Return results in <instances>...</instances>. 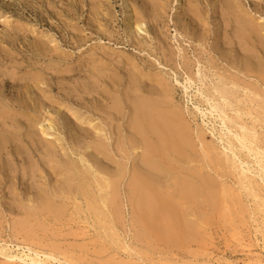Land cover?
<instances>
[{
	"label": "rangeland",
	"instance_id": "obj_1",
	"mask_svg": "<svg viewBox=\"0 0 264 264\" xmlns=\"http://www.w3.org/2000/svg\"><path fill=\"white\" fill-rule=\"evenodd\" d=\"M187 1L180 0L179 4L177 0H153L152 2L149 0H0V134L7 127L12 129L19 126L22 129L23 142L27 143L28 147L24 155H18L15 152V144L13 143L7 149L0 151V211L2 213L0 216L3 223L0 227V250L5 247L4 250L12 254L29 253L27 244L23 243L25 239L23 235L14 231L18 229V225L15 226L18 223H16V216H18L17 218L23 217L21 214L23 211L20 207L25 202L29 204L27 196L29 197L28 194L31 195L33 192L30 188L35 179H32L29 174L24 175V169L30 162L28 157L44 172L45 177L49 175L48 180L50 179V182H48L52 186L58 177L59 179H61L60 176L65 178L67 174L63 172L62 175H54L49 172V169L52 165L53 167L54 165L62 166L61 163L67 165L64 164L67 163L65 160L70 157L66 158L65 155H70L71 151L76 152L73 158L77 157L75 159L79 161L81 155L86 160H93L91 147L94 146L95 131H93L89 121L99 123L107 136L103 138V143L106 145L109 143L110 151H116V141L119 138H117L118 128L121 127L122 134L127 131L125 129L126 119L115 118L108 124L104 123L94 110L98 102L101 101L98 92L101 88H98L99 90L92 88L88 92L83 89L84 83L86 84L89 81L88 77L92 79L94 74L97 76L96 72L100 68L99 65L105 62L115 68L117 75L121 78L122 82L118 87V92L121 95L135 88L130 83L128 58L132 60L133 64L135 63L134 66L136 65L138 71L143 74L142 81L147 87L146 90L153 88V86L156 87L157 83L156 85L154 83L157 80L166 81L173 91V95H171L172 103L184 112L193 129L195 140L198 139L199 135H203V142L212 145L223 158L225 156L234 157L230 151L228 140H232L237 145L236 149L241 150L234 134L241 123H247L250 128H255L258 139L256 145L260 149H264V83L256 76H249L244 72V63L241 60L244 54L243 46L234 36V30L238 24L224 14L225 2L228 0H196L201 15L199 20H196V17L195 19L191 17L192 14L188 12L190 8L188 7L189 1ZM235 1H238L240 5L242 4V9L244 8L243 10L248 12V15H252L251 17H254L258 22L260 21L259 23H262V26L264 25V0ZM135 15L145 18L143 27L147 29L146 33H135L131 27H128L129 22L134 21ZM197 17L199 18V16ZM231 77L239 78L238 81L240 80L241 87L237 86L232 91V96L228 95L229 97H226V101L229 103L227 105L220 90H224V86H229L230 89L232 84H230V80H226ZM155 78L157 80L154 82ZM245 83H250L248 86L253 87L254 91L255 89L257 92L259 91V94L254 96L250 92L252 88L246 85L248 91L246 87H243ZM25 87L30 88L31 94H24ZM99 87H102V85ZM29 96L32 99L31 101L30 98L26 99ZM252 98L253 102H251ZM213 103L219 104L221 109L227 111L230 117H238L236 111L239 109H245L248 113L244 110L241 118L238 119L237 123L239 125L235 126L234 123L228 121L226 126L221 120L219 112H214V108H211ZM92 105H95L94 109ZM248 109H251L252 115L249 114ZM32 115L38 117L41 121L44 118L45 120H49V118L55 120L59 135L51 130L47 136L41 133V129L37 134L38 139L45 138V143L51 141L59 148L56 155L58 159L55 156L53 157V154H48V150L45 149L44 145L32 146L27 139L25 117ZM256 115L260 116L258 117L259 121L256 120ZM42 124L40 123L38 127H41ZM228 126L229 129L234 126L231 133ZM80 127H84L85 131L83 133L78 130ZM78 131L81 134L79 139L76 137ZM56 135L61 139L63 138L61 143L55 140ZM203 142L197 140L198 150L202 148ZM141 150L139 149L138 153H141ZM247 153L246 150L238 152L237 159L240 158L248 162L245 164L246 166L242 164V167L244 169L251 168L252 171H249L250 173L248 172L247 175L260 182V191L262 192H260V195L264 199V187H262L264 183L256 173L255 157L253 155L249 156ZM138 155L141 156V154ZM135 157L137 158V156ZM51 159L54 161L52 162ZM100 159L101 161L104 159L102 163L106 164L105 166L111 167L107 159ZM240 159L239 162H241ZM130 164L129 166H131ZM190 165L191 163L188 166L192 167ZM194 165L193 163V167ZM236 170L239 169H234L232 171L234 175L227 181L233 188H238L237 176L239 171L236 172ZM10 171L12 172L10 173ZM13 171H15V175ZM124 182H127V180ZM27 187L30 189L28 194ZM15 193V199L17 197V201H22L19 204L16 200L12 204L14 198H11ZM247 201L245 200L246 204L249 203L248 207H250L248 213L245 211L243 214L241 213V216H239L240 214L239 217L235 216V219L232 217L228 220L223 219L220 222L215 221L219 223H217V226H215L216 223L211 226L209 230L211 232L208 234L209 238L207 235L205 239L208 241L204 243V245L206 244L205 250L201 249L202 255L198 257L199 263L196 264H264V204L261 208L262 211H260L261 209L255 211L254 201L251 202L248 199ZM124 208V225L121 222V226L118 227L120 232L123 233L125 229V233H127H124L127 235L126 241L133 243V232L135 233L138 224L136 225L135 217L131 218L134 215L130 214L131 209L128 203ZM65 217L69 219L68 215ZM64 220L59 224L58 229L64 226L67 227H64L63 230L59 229L60 232L54 229L57 235L65 231L63 233L64 237L63 235H61L62 238L55 237L58 242L63 241L61 242L63 245L58 243L59 246L58 244H55V246L67 249L70 244L73 245L71 242L75 243L74 247L78 246L79 248V245L81 247L83 245L85 249H89L88 251L86 249L87 252L84 250L82 254L79 253L81 250L75 247L77 249L75 250L81 255L74 254L76 252L72 250L74 248L71 249L73 253L67 252L71 247L68 250L65 249L66 251H63V253H72L71 256L74 254L84 259L72 258L74 261L79 258L76 261L77 263L82 261L81 264H98L101 261L102 264L104 260L97 258L103 259V255H96V253L100 251V247H102L103 253V247L105 248L108 242H106V246H102L103 242L101 240L100 247H96L99 242L96 240H98L97 238L100 239L98 233L100 231H96L97 228L95 227L92 228L91 220H89L91 224L84 222V220L82 222V219L79 221L77 219L78 222L74 221V223L70 220L66 222ZM132 220L134 221L132 222ZM68 221L71 224H68ZM44 223L47 225L45 220ZM49 223L51 224V220ZM52 224L54 227L57 225ZM52 224L48 227L49 229H46L48 231L45 230V234H41V232L44 231L42 229L46 226L39 230L41 231L38 232L40 238L36 233L39 238H37L38 241L44 238L41 242L44 241L45 244H42L45 246L47 244V248L50 244L49 247L51 248L52 243L54 245L53 240L55 239L53 237L56 236ZM133 225L137 227L135 230ZM69 229H72V232L78 231L79 235L71 234ZM139 229L136 231L138 232ZM52 232L54 233L52 234ZM69 234L75 237L73 238ZM37 239L35 240L37 241ZM64 240L66 243H64ZM142 240L143 243L146 242V240ZM133 244L136 245L135 242ZM142 244L141 248L138 247L140 250L143 248L142 251L145 250L142 257L146 258L148 262L144 259V261H139L136 255L130 257L124 251L121 252L120 257L127 260L132 258L135 262L138 261V264H186L190 262L188 261V255L184 252L185 250L181 251L180 248L172 250L164 247L168 250L166 252L170 251V254L165 253V255L162 251V253L159 252V249L163 247L162 245L153 244L155 247H152L149 244ZM150 246V249L147 248ZM34 247L36 248V246ZM44 247L40 248L38 246L37 248L45 250ZM94 247L96 248L94 249ZM61 248L59 249L61 250ZM154 248L156 252L152 250ZM182 248L186 249L187 247ZM193 248L198 249L195 246ZM109 252L112 253V251ZM146 253L152 255L148 256ZM83 254H86V257ZM105 254L104 258L109 257V254H106L107 256ZM88 260L92 262L89 263ZM6 261L7 258L0 255V262ZM54 262L58 264L57 261ZM28 263L30 262H23L22 264Z\"/></svg>",
	"mask_w": 264,
	"mask_h": 264
},
{
	"label": "bare ground",
	"instance_id": "obj_2",
	"mask_svg": "<svg viewBox=\"0 0 264 264\" xmlns=\"http://www.w3.org/2000/svg\"><path fill=\"white\" fill-rule=\"evenodd\" d=\"M149 1L152 2L153 0ZM188 1V7H190L188 12L192 14L191 17H194L193 19L196 17V20H199L201 15L199 14L198 3L196 4V0ZM177 2L180 4V0H177ZM225 4V16L236 21L238 24L234 30V36L243 46L242 49L244 54L241 60H243L244 63V72L249 76H256L264 83V25L262 26V23H259L260 21L258 22L254 17H251L252 15H248V12L243 10L244 8L242 9L243 6H241L242 4H238V1L228 0ZM135 16V19L133 18L134 21H130L128 27H131L135 33H146L147 29L143 27L145 25V18L140 15ZM197 16H199V18ZM228 23H230V21H228ZM131 61L132 60L128 58V63L130 64V83L135 86V88L130 92H126L124 95L118 92V87L122 82L121 78L117 75L116 69L106 64V62L99 65L100 68L98 72L95 71L97 76L95 74V76L91 75L93 78L89 79L88 77L89 81H87L86 84L84 83V85L82 84L84 91L86 90L87 92L89 89L92 90V88H97V90L101 88L98 91L100 95L99 100L101 101L98 102L96 106L92 105V107L94 109L95 106L94 110L99 115V119L101 118L104 123L108 124L115 120V118L126 119L127 123L125 124V129L127 131L122 134L121 127L118 128L120 133L118 132V136L116 135L117 138L119 137L116 141V151H110L109 143L107 145L103 143V138L107 136L104 134V129L99 126V123L89 121L93 131H95V133L93 132L95 134V139L93 141L94 146L91 147V150H93V160H86L81 155L80 163L78 159H75L77 157L73 158L76 152L69 151L71 154L65 155L66 158L70 157L68 158L70 160H65L67 163L64 164L67 165H63V163H61L62 166L54 165L53 167L52 165L51 167L50 165V173L60 175L65 172V174H67L65 178L60 176L61 179H59L58 177L55 183H51L52 186L49 185V175L46 176V178L44 172L39 169L38 165L30 157H28L30 162L24 169V175L27 176V174H29L32 179H35L31 184L32 187L30 186V188L28 186L34 193L32 192L31 195L30 193L28 194L30 189L27 187L29 189H26L29 195V197L27 196V198H29L27 199L29 200V204L27 202L24 203L26 205L23 203V205L21 204L22 206L20 208L23 211L21 213L23 217L17 218L18 216H16L17 221H15L18 223L15 224V226L18 225V229L14 231L17 233L20 232L21 234H19L23 235L25 239L23 240L22 238V240L23 243L27 244L29 253L12 254L4 250V247L0 250V255H4L7 261L0 262V264H22L27 261L30 262L28 264H55L54 261H57L58 264H81L82 261L79 260L80 262L78 263L76 261L79 258H81V260L84 259L74 255L76 253L78 254L76 251L78 246H75V248L74 242H71L73 243L72 246L67 243L69 247H71L67 252L73 253L72 250L76 249V252L74 251L75 253L72 255L74 257L71 256L72 253H63V251L68 250L69 247L67 249H62L63 247L55 246V244L57 245L58 243L63 245V243H61L63 241L58 242L56 238L57 236L61 237V235L64 237L63 233L65 231L63 233L61 232L62 234L58 233L59 235H57L56 231H59V229L63 230L64 227H67L64 226L58 229L60 226L59 224H61L65 218L73 223L77 219L78 221L82 219L81 221L83 222L84 220L86 223H90L89 220H91L92 224H90L92 228L95 227L97 228L96 231H100L98 232L100 239L97 238L98 240H96L94 238L96 241H99L98 243L95 241L98 244L95 243L96 247H100L102 242L103 244L101 245L106 246V242H108L107 248L103 247V253L112 251V253H108L109 257L107 253V255L104 253L108 257H105V259L103 257L102 247H100V251H98L96 255H103V259L97 258L99 260H104L102 264H138V261L135 262L132 258H128L127 260L120 257L123 251L130 257L132 255L138 256L137 259L139 261H146L147 259L142 257L145 250L142 251L143 248L141 250L139 249L143 243L142 239L146 240V242L144 241L145 244L152 245V247H155V245H162L163 250H161V248L159 252L162 251L163 254L170 252H166L168 250L165 248L172 250L174 248H180V250L182 249L181 251L185 250V254L189 257L188 261H190L186 264H196L199 260L198 257L202 255V250H205L204 247L206 244L204 245V243L208 242L205 240L206 236L211 232L209 230L211 226L216 223L215 221L218 220L220 222L223 219L228 220L232 217L235 219V216L237 217L239 214V216H241L245 211L248 213V211H250L248 208L250 207H248L249 203L246 204V202H248L247 199L251 200V202L254 201L253 205L255 206V211L262 208L264 199L263 196L260 195V182L254 177H249L247 175L249 171H252L250 167L245 169L242 167V164L245 165L248 162L240 158L237 159V153L243 150L248 152L247 155H253L257 165L256 173H258V176L263 181L262 183H264V149H260V147L256 145L258 141L256 136L257 131L254 130L255 128L247 126V123H241L240 125L237 123L245 109L237 110L236 113L238 117L234 118L233 116L230 117L227 111L225 112L224 109H221L219 104L213 103L214 105L212 104L211 106V108H214V112H219L221 120L226 126L228 121L232 124L234 123L235 126L239 125L234 134L236 137L235 140H237V143L241 146V150L239 151L236 149L237 145L234 144L232 140H228L230 151L234 156L233 158L229 156L223 158L220 156L212 145L203 142V135L198 136L197 140L203 142L202 148L198 150L197 140H195L193 135V129L187 121L184 112L176 108L177 106L175 107L174 103H172L173 100L171 95H173V91L169 84H167L166 81L157 80L155 78L154 82L157 80V82L154 83L155 85L157 83L156 87L153 86V88H148V90H146L147 87L142 81L143 74L138 71L139 69L136 68V65L134 66L135 63L133 64ZM238 79L233 77L227 79L226 81L230 80L229 82L232 86L230 89L229 86H224V90H220L222 98L227 105H229V103L226 101V97H231L234 88L241 84ZM249 84L250 83H245L243 87L247 89ZM101 85L102 87H99ZM29 87H25V90H23L25 95L30 93ZM249 88L253 90V87L250 86ZM252 90L250 92L254 96L259 94V91L257 92L256 89L255 91L253 90V92ZM29 98L30 96L26 97V99ZM31 100L30 98V101ZM251 102H253V98ZM126 108H128V110H126ZM250 110L248 109L249 114L252 115ZM245 111L248 113L247 110ZM255 117H257V120L260 116L256 115ZM25 118L27 122L26 137L30 144L32 146L44 145L45 149L48 150V154L51 153L53 157L55 156V158H57L56 155L58 154L59 148L55 146L53 142L51 143V141H46L47 143H45V138H43L44 140L38 139L37 134L40 129L41 133L47 136L51 130L58 133L59 129L55 120L52 118L45 120L44 118V120L41 121L34 115L30 117L26 116ZM257 121H259V119ZM40 123L43 124L41 127H38ZM15 127L12 129L7 127L5 128L6 130L0 134V151L2 149H7L8 146L13 143L15 144V152L18 155H24L26 149H28L27 143H24L21 137V127ZM232 127L229 129L228 126L230 133ZM78 130L81 131L80 133L85 131L84 127H80ZM79 131L76 134L78 139L81 137ZM59 134L60 133H58V135ZM58 135H56L55 140L61 143L63 138L61 139ZM14 146L12 147L14 148ZM139 149H142L141 153H138ZM138 154H141V156ZM116 155L119 156L117 157ZM135 156H137V158ZM100 158L107 159L111 167L105 166L106 164L104 165L102 163L104 159L101 161ZM239 159L241 162H239ZM54 160H52V162ZM189 163H191L192 167L188 166ZM193 163L195 164L194 167ZM129 164L131 166H129ZM234 169H239V177L237 176L238 188H233L232 185H229L227 182L228 179L234 175V172H232ZM238 171L236 170V172ZM11 172L12 171H10V173ZM13 174L15 175V171H13ZM37 175L41 178L37 177ZM125 180H127V182H124ZM124 185L125 187H123ZM262 187H264V184ZM15 195L16 193L13 194L11 198H14L13 201L10 199L12 204L17 199V197L15 199ZM17 196L19 195L17 194ZM246 197L247 199H245V202L244 198ZM21 202V200L17 201L18 204ZM125 202L126 204L128 203L131 209L130 214L134 215L131 218L133 219V217H135L134 219L137 222L136 225L138 224V228L133 225L134 230L140 228L138 232L135 230L132 236L134 237L133 243L135 242L136 245L128 243L126 241L127 235L125 234L127 233H125V229L123 228L124 234L120 232L118 227L122 223L124 225ZM260 211H262V209ZM1 214L0 211V215ZM67 215L69 219L65 217ZM63 217L65 218L62 219ZM44 220L46 224L48 220L49 222L51 220V224H57L55 227L52 224L53 231L56 232L54 235L56 236L52 235L55 239L53 240L54 245L51 242L52 247H49L51 246L50 244L48 246L49 249L47 248V244L46 246L44 245V241L41 242L44 238L38 241L41 237L38 234V232H41L39 230L46 226V228L42 229V231H44L41 232V234H45L46 231H48L46 229L51 225L49 222V226H47L48 224L45 225ZM70 221L67 223L71 224ZM133 221L134 220H132V222ZM14 223L13 221V224ZM217 223L215 226L218 225ZM2 224L0 216V227ZM54 229L57 230L55 231ZM54 232H52V234ZM77 232L78 231H71L70 233L77 236L79 235ZM36 233L39 235V238ZM121 233H123L124 236ZM71 234H69V236ZM72 237L74 238L75 236ZM207 237L209 238V235ZM34 238H38L37 241ZM101 240L102 242L100 243ZM50 241H52V239H50ZM64 243H66L65 240ZM144 243L142 245H144ZM80 244L82 245V243ZM34 246H36V248ZM38 246H40V248L45 246V250L38 249ZM193 246L196 248L198 247V249L193 248ZM82 247L84 246L82 245ZM82 247L79 245L78 248L81 250L79 252L81 254L82 252L84 253V250L86 251L87 249L88 251L89 249ZM96 247H94V249ZM182 247H187L189 249H183ZM59 248H61L62 251ZM147 248L150 249L151 246ZM152 250L156 252L155 248ZM148 253H146V255H152ZM83 256L86 257V254H83ZM75 257L79 258H76L74 261L73 259H75ZM99 260L97 261L99 262ZM91 262L89 261V263ZM146 262H148V260ZM99 263L101 264V261Z\"/></svg>",
	"mask_w": 264,
	"mask_h": 264
}]
</instances>
